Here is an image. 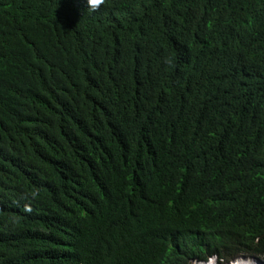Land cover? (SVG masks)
I'll list each match as a JSON object with an SVG mask.
<instances>
[{
	"label": "trees",
	"instance_id": "1",
	"mask_svg": "<svg viewBox=\"0 0 264 264\" xmlns=\"http://www.w3.org/2000/svg\"><path fill=\"white\" fill-rule=\"evenodd\" d=\"M213 257L264 258V0H0V264Z\"/></svg>",
	"mask_w": 264,
	"mask_h": 264
},
{
	"label": "bare ground",
	"instance_id": "2",
	"mask_svg": "<svg viewBox=\"0 0 264 264\" xmlns=\"http://www.w3.org/2000/svg\"><path fill=\"white\" fill-rule=\"evenodd\" d=\"M200 264H216L215 261L213 260H209L207 262H202ZM230 264H262L260 262H252V261H249V260H243V259H239V260H236Z\"/></svg>",
	"mask_w": 264,
	"mask_h": 264
},
{
	"label": "clouds",
	"instance_id": "3",
	"mask_svg": "<svg viewBox=\"0 0 264 264\" xmlns=\"http://www.w3.org/2000/svg\"><path fill=\"white\" fill-rule=\"evenodd\" d=\"M99 2H100V0H97V3H99ZM88 3L91 4V5H93L92 0H88ZM241 258H242V257H240V259H241ZM245 258H248V257H245ZM237 259H238V258H237ZM237 259H236V260H237ZM250 259H251V260H254V259H256V258H252V257H250ZM259 259H260V258H259ZM209 260H217V258H216V257H213V258H211V259H209ZM233 261H235V260H233ZM233 261H231V262H233ZM231 262H230V263H231ZM200 263H202V262H199V263H197V264H200ZM230 263H229V264H230Z\"/></svg>",
	"mask_w": 264,
	"mask_h": 264
},
{
	"label": "rangeland",
	"instance_id": "4",
	"mask_svg": "<svg viewBox=\"0 0 264 264\" xmlns=\"http://www.w3.org/2000/svg\"><path fill=\"white\" fill-rule=\"evenodd\" d=\"M238 259H240V258H238ZM234 260H236V259H234ZM260 260L262 261V264H264L263 262H264V258H260ZM213 261H215V263L216 264H225V263H220V262H218L217 260H213ZM230 263V262H229ZM229 263H226V264H229ZM255 263V262H254Z\"/></svg>",
	"mask_w": 264,
	"mask_h": 264
},
{
	"label": "water",
	"instance_id": "5",
	"mask_svg": "<svg viewBox=\"0 0 264 264\" xmlns=\"http://www.w3.org/2000/svg\"><path fill=\"white\" fill-rule=\"evenodd\" d=\"M241 259H243V260H251L250 259V257H248V258H245V257H242ZM254 260H256L257 262H260V263H262V261L259 259V258H256V259H254ZM264 263V262H263Z\"/></svg>",
	"mask_w": 264,
	"mask_h": 264
},
{
	"label": "snow or ice",
	"instance_id": "6",
	"mask_svg": "<svg viewBox=\"0 0 264 264\" xmlns=\"http://www.w3.org/2000/svg\"><path fill=\"white\" fill-rule=\"evenodd\" d=\"M93 5L97 4V0H92Z\"/></svg>",
	"mask_w": 264,
	"mask_h": 264
}]
</instances>
